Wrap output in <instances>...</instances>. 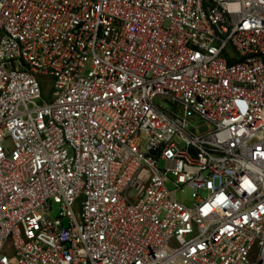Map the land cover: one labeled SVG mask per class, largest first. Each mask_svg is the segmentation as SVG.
<instances>
[{
  "label": "built area",
  "instance_id": "built-area-1",
  "mask_svg": "<svg viewBox=\"0 0 264 264\" xmlns=\"http://www.w3.org/2000/svg\"><path fill=\"white\" fill-rule=\"evenodd\" d=\"M0 264H264V0H0Z\"/></svg>",
  "mask_w": 264,
  "mask_h": 264
},
{
  "label": "rangeland",
  "instance_id": "rangeland-1",
  "mask_svg": "<svg viewBox=\"0 0 264 264\" xmlns=\"http://www.w3.org/2000/svg\"><path fill=\"white\" fill-rule=\"evenodd\" d=\"M48 91V90H47ZM164 165L163 161L160 162V166L162 167ZM177 199L184 202L187 205L192 204V196H191V190L190 188H184L183 190H179L177 192ZM54 210L52 212L53 216H56L59 212V204L54 205ZM10 255L12 254V248L8 247L6 250ZM12 256V255H11Z\"/></svg>",
  "mask_w": 264,
  "mask_h": 264
}]
</instances>
